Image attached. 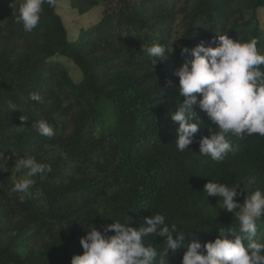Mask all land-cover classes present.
Masks as SVG:
<instances>
[{"label":"trees","instance_id":"trees-1","mask_svg":"<svg viewBox=\"0 0 264 264\" xmlns=\"http://www.w3.org/2000/svg\"><path fill=\"white\" fill-rule=\"evenodd\" d=\"M11 3L0 0V264H71L88 227L139 228L155 214L186 234L166 256L163 238H144L158 252L155 264H181L191 242H214L220 229L238 232L236 214L220 208L219 197L207 198L204 184L240 185V203L264 190V137L230 135L233 150L220 162L202 155L198 142L178 151L170 114L184 98L174 72L193 59L181 47H216L221 35L256 38L264 54V0H70L81 15L103 7L77 40L57 6L45 4L40 23L25 32ZM155 43L174 51L153 68L142 48ZM68 65L81 72L79 81ZM194 111L196 141L219 131L205 111ZM41 119L54 137L33 127ZM25 156L52 172L34 177L21 201L11 188L23 175L15 159ZM257 229L264 242V217Z\"/></svg>","mask_w":264,"mask_h":264},{"label":"clouds","instance_id":"clouds-1","mask_svg":"<svg viewBox=\"0 0 264 264\" xmlns=\"http://www.w3.org/2000/svg\"><path fill=\"white\" fill-rule=\"evenodd\" d=\"M16 4L19 6L15 22L22 25L25 32H32L40 23L43 6L47 4L55 8L57 0H12L10 6L13 8ZM218 40L216 47L203 43L192 49L181 47V54L190 52L193 59L174 72L179 78V95L184 99L170 114L177 125V150L183 152L198 142L200 153L215 162L224 160L233 150L230 135L241 139L254 134L264 137V54L257 47L258 40L234 41L228 35L218 36ZM142 51L151 58L154 68L168 60L174 49L155 43L142 48ZM169 85L175 87L171 81ZM29 99L43 102L39 93H31ZM194 106L205 111L219 131L209 129L210 135L196 141L201 121ZM11 108L17 110L14 105ZM20 119L27 121L23 115ZM33 127L41 136H55L54 128L44 119ZM14 168L23 175L14 182L11 192L20 194L21 201L30 194L35 184L34 177L52 172L51 165L40 164L32 156L16 158ZM238 186L229 187L209 180L204 184L207 198L219 197L222 201L220 208L236 214L239 231L220 229L214 242L203 245L191 242L181 264H264V242L259 241L257 229V221L264 217V190L257 189L247 194L240 203L235 199L241 195L237 191ZM243 190L247 191L246 188ZM149 236H158L166 241V256L169 250L175 252L181 247L186 234L176 224H167L163 214L145 217L139 228L119 221L106 224L103 231L96 226L88 227L86 235L80 239L83 253L74 255L71 264H155L158 252L144 242V238Z\"/></svg>","mask_w":264,"mask_h":264},{"label":"rangeland","instance_id":"rangeland-1","mask_svg":"<svg viewBox=\"0 0 264 264\" xmlns=\"http://www.w3.org/2000/svg\"><path fill=\"white\" fill-rule=\"evenodd\" d=\"M56 6L57 12L63 18L67 27V32L70 36V39L72 40H77L83 28L89 27L90 25L97 23L102 17V6L97 7L95 10L85 15H81L80 13L72 9L70 0H57ZM68 66L71 70L72 76H75V78L77 77V80L79 81L82 78L81 72L78 71L77 73H75L76 71L73 70V66Z\"/></svg>","mask_w":264,"mask_h":264}]
</instances>
